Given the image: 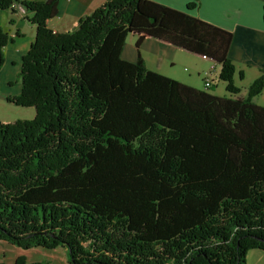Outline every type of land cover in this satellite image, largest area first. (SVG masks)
I'll return each instance as SVG.
<instances>
[{
  "label": "trees",
  "instance_id": "obj_1",
  "mask_svg": "<svg viewBox=\"0 0 264 264\" xmlns=\"http://www.w3.org/2000/svg\"><path fill=\"white\" fill-rule=\"evenodd\" d=\"M59 1L0 0L36 26L20 92L7 97L35 117L0 122V242L60 247L67 264H245L249 250L264 253V107L252 101L264 72L237 97L229 30L152 0H107L52 32ZM128 35L137 49L153 39L211 60L233 97L124 61ZM11 41L0 29V70Z\"/></svg>",
  "mask_w": 264,
  "mask_h": 264
},
{
  "label": "crops",
  "instance_id": "obj_2",
  "mask_svg": "<svg viewBox=\"0 0 264 264\" xmlns=\"http://www.w3.org/2000/svg\"><path fill=\"white\" fill-rule=\"evenodd\" d=\"M44 1V0H35ZM107 0H60L58 5V12L48 24V29L52 32L65 33L75 28L77 22L82 17L94 12L100 5ZM156 3L169 6V8L185 11L189 15L200 18V20L214 24L217 27L229 30L232 34L230 48H228L229 60L235 67V73H238L240 79H248L249 84L264 72V25L262 22L263 12L262 4L264 0H197L194 1L195 7L187 10V4L192 0H152ZM14 11L0 9V29L7 33L12 40L3 49V66L0 70V81L5 77L12 75L9 79L8 85H19L16 92H1V100L7 102L8 96H17L20 92L21 82L17 75L20 72V58L29 50L31 44L35 41V25L31 24L29 20L32 16L31 11L27 10L21 5H15ZM12 21V22H11ZM145 40L141 46L138 47L137 57L132 59L123 58V49L121 57L124 61L135 62L139 57L143 60L145 67L152 70L147 64V58L144 56L142 49L147 43L151 45L150 41ZM158 47L162 45L160 42L153 40ZM159 60L157 63L156 72L161 73L162 60L161 50H159ZM211 61V60H210ZM173 64L171 63V66ZM7 69V72H4ZM4 72V73H3ZM242 73V77L240 76ZM170 78V76H167ZM179 82L181 80L170 78ZM185 85L194 87L190 83H183ZM12 86V85H11ZM197 88V87H195ZM239 95V94H238ZM217 96V95H215ZM258 96V95H257ZM255 96L252 101L258 106L259 104ZM260 96V95H259ZM237 97H245L239 95ZM256 98V100H255ZM16 106H13V108ZM2 116V115H1ZM5 117H0L1 123ZM3 120V121H2ZM257 252V253H254ZM247 262L245 264H264V253L259 250L251 249L246 254Z\"/></svg>",
  "mask_w": 264,
  "mask_h": 264
},
{
  "label": "rangeland",
  "instance_id": "obj_3",
  "mask_svg": "<svg viewBox=\"0 0 264 264\" xmlns=\"http://www.w3.org/2000/svg\"><path fill=\"white\" fill-rule=\"evenodd\" d=\"M150 42L153 44L148 45L146 43L145 46H143L142 52L148 60V66L152 68V70L156 71L158 69L157 63L160 55L159 50H161V56L163 57L161 62L163 66L162 69L159 70L161 73H165L167 76H170V78L181 80L182 84L190 83L199 90H204L206 92L212 93L213 95H217L218 97H233L228 93V91H226V84L218 80V67H215L214 72H212L210 75V82L212 85L208 88H204L203 83L206 76L204 74L208 71V68L213 65V62L209 59H202L196 54L187 53L181 49L170 48L167 45H160L158 47L157 43H155L153 40ZM135 45L136 37L133 35H128L125 45H123L124 59H132L133 61L136 59L137 52H139V50H137ZM171 63L173 64L172 66ZM4 72H7V69ZM10 78L12 79L13 76L9 75L8 77H5L4 80L0 81V93L6 91L16 92L19 85H14V83L10 84L9 86L7 82ZM232 80L233 84L240 90L239 95L246 96L247 89L250 85L247 81L248 79H240L238 73L236 72ZM256 98L259 104L264 105V88L260 96L258 95ZM0 117H5L4 121L10 122L22 119L31 120L35 117V110L29 107L13 108V106L7 104L4 100H1ZM18 258H23L25 263L39 261L49 262L50 264H67L66 253L64 249L60 247L51 250L40 249L39 247L30 250H24L15 246H11L7 242H0V263L14 264Z\"/></svg>",
  "mask_w": 264,
  "mask_h": 264
},
{
  "label": "built area",
  "instance_id": "obj_4",
  "mask_svg": "<svg viewBox=\"0 0 264 264\" xmlns=\"http://www.w3.org/2000/svg\"><path fill=\"white\" fill-rule=\"evenodd\" d=\"M214 70H215L214 66L211 65V66L208 68V71L205 72L204 75H206V76H205V78H204V83H203L204 88H208V87H210V86L212 85L211 82H210V80H211L210 75L212 74V72H214ZM209 78H210V79H209Z\"/></svg>",
  "mask_w": 264,
  "mask_h": 264
}]
</instances>
